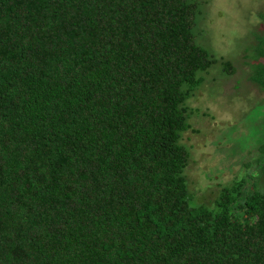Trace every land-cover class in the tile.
I'll list each match as a JSON object with an SVG mask.
<instances>
[{
	"label": "trees",
	"instance_id": "obj_1",
	"mask_svg": "<svg viewBox=\"0 0 264 264\" xmlns=\"http://www.w3.org/2000/svg\"><path fill=\"white\" fill-rule=\"evenodd\" d=\"M203 9L0 0V264H264L262 176L212 206L189 188Z\"/></svg>",
	"mask_w": 264,
	"mask_h": 264
},
{
	"label": "rangeland",
	"instance_id": "obj_2",
	"mask_svg": "<svg viewBox=\"0 0 264 264\" xmlns=\"http://www.w3.org/2000/svg\"><path fill=\"white\" fill-rule=\"evenodd\" d=\"M200 1L195 39L219 61L200 74L203 82L186 101L196 132H184L182 142L191 151L187 173L195 201L212 206L221 187L236 179H247L245 188L259 175L264 183V86L252 78L256 63L264 64L258 54L264 0ZM220 58L233 64L230 74Z\"/></svg>",
	"mask_w": 264,
	"mask_h": 264
}]
</instances>
